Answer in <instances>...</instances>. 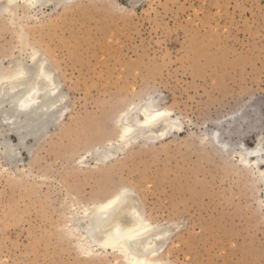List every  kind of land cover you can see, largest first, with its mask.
Masks as SVG:
<instances>
[{
  "label": "rangeland",
  "instance_id": "1",
  "mask_svg": "<svg viewBox=\"0 0 264 264\" xmlns=\"http://www.w3.org/2000/svg\"><path fill=\"white\" fill-rule=\"evenodd\" d=\"M8 1L0 63L32 44L64 99L14 162L0 144V264H126L87 253L77 229L83 207L121 188L133 191L122 208L166 231L165 264H264V182L237 154L264 148V0H71L15 14ZM149 98L181 128L117 145L122 113ZM111 143L118 156L97 161Z\"/></svg>",
  "mask_w": 264,
  "mask_h": 264
},
{
  "label": "bare ground",
  "instance_id": "2",
  "mask_svg": "<svg viewBox=\"0 0 264 264\" xmlns=\"http://www.w3.org/2000/svg\"><path fill=\"white\" fill-rule=\"evenodd\" d=\"M70 1L9 0L3 9L15 14L20 7L30 10L39 4H62ZM22 39L24 41V36ZM31 45L24 41L22 51L28 53L27 57L15 59L10 62V66L0 63V144L4 147L6 157L12 162L17 158L16 148H33V145L27 143L28 139L32 138L38 144L41 135L54 125L63 111L60 103L64 99V92L60 87L58 74L41 50ZM5 122L9 124L8 130H4ZM119 122L120 143L117 145L124 147L142 136L148 141H154L181 128L172 112L160 106L154 98H149L142 105L131 106L129 111L122 113ZM8 132L18 137V144H12L5 137ZM217 135L219 130L213 134L214 137ZM118 147L111 143L108 147L97 150V161L104 164L111 161L118 156ZM263 153L262 143H258L256 148H245L237 152L244 166L253 164L259 168L264 182V169L260 167L264 163ZM132 194L133 191L121 188L105 201L83 207L79 219L77 218L80 223L77 229L83 231L80 245L87 253H93L95 246L110 249L120 255L126 264H165L160 257L159 245L165 244L167 233L159 231L135 204L129 209L122 208L132 200ZM121 208L129 211L128 215L121 217Z\"/></svg>",
  "mask_w": 264,
  "mask_h": 264
}]
</instances>
